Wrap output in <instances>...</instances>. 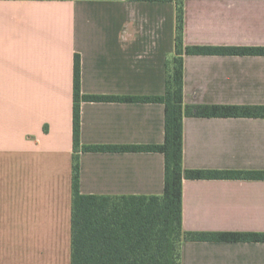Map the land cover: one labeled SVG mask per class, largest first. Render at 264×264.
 Wrapping results in <instances>:
<instances>
[{"label":"crops","instance_id":"0c3cea01","mask_svg":"<svg viewBox=\"0 0 264 264\" xmlns=\"http://www.w3.org/2000/svg\"><path fill=\"white\" fill-rule=\"evenodd\" d=\"M175 6L0 0V264H70L74 58L82 146L160 145ZM185 47L264 48V0H183ZM185 105H264V56H183ZM182 169L264 171V119L184 118ZM159 153L79 155L86 196H160ZM182 232L264 233V180L182 182ZM180 264H264V243L181 242Z\"/></svg>","mask_w":264,"mask_h":264},{"label":"trees","instance_id":"16d2710c","mask_svg":"<svg viewBox=\"0 0 264 264\" xmlns=\"http://www.w3.org/2000/svg\"><path fill=\"white\" fill-rule=\"evenodd\" d=\"M166 2L175 6L174 51L166 56L164 93L133 98L164 107V140L160 145L82 146L80 103L110 98L83 96L80 62L74 58L71 165L70 264H180L181 242L264 243V233L182 232L181 194L186 180H264V171H201L182 169L184 118L264 119V105H185L183 56H264L261 47H185L183 0H130ZM159 153L164 159V190L160 196H86L79 192L81 153Z\"/></svg>","mask_w":264,"mask_h":264}]
</instances>
